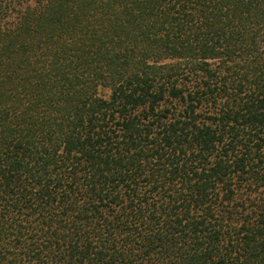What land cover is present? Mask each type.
Returning <instances> with one entry per match:
<instances>
[{"label": "trees", "instance_id": "obj_1", "mask_svg": "<svg viewBox=\"0 0 264 264\" xmlns=\"http://www.w3.org/2000/svg\"><path fill=\"white\" fill-rule=\"evenodd\" d=\"M0 264H264V0H0Z\"/></svg>", "mask_w": 264, "mask_h": 264}]
</instances>
